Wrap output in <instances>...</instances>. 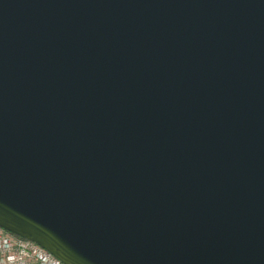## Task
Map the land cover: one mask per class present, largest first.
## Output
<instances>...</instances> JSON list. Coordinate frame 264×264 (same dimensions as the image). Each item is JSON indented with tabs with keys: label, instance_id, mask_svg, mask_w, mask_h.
Wrapping results in <instances>:
<instances>
[{
	"label": "water",
	"instance_id": "water-1",
	"mask_svg": "<svg viewBox=\"0 0 264 264\" xmlns=\"http://www.w3.org/2000/svg\"><path fill=\"white\" fill-rule=\"evenodd\" d=\"M0 228L62 264H264V0H0Z\"/></svg>",
	"mask_w": 264,
	"mask_h": 264
},
{
	"label": "built area",
	"instance_id": "built-area-1",
	"mask_svg": "<svg viewBox=\"0 0 264 264\" xmlns=\"http://www.w3.org/2000/svg\"><path fill=\"white\" fill-rule=\"evenodd\" d=\"M0 264H62L38 245L0 228Z\"/></svg>",
	"mask_w": 264,
	"mask_h": 264
}]
</instances>
